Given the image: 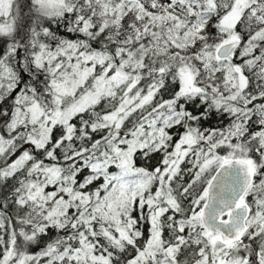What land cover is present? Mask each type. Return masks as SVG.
Wrapping results in <instances>:
<instances>
[{"label": "snow or ice", "instance_id": "obj_1", "mask_svg": "<svg viewBox=\"0 0 264 264\" xmlns=\"http://www.w3.org/2000/svg\"><path fill=\"white\" fill-rule=\"evenodd\" d=\"M0 264H264V0H0Z\"/></svg>", "mask_w": 264, "mask_h": 264}]
</instances>
